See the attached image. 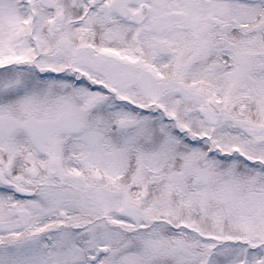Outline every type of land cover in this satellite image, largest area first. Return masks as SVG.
I'll return each mask as SVG.
<instances>
[{
	"label": "snow or ice",
	"instance_id": "snow-or-ice-1",
	"mask_svg": "<svg viewBox=\"0 0 264 264\" xmlns=\"http://www.w3.org/2000/svg\"><path fill=\"white\" fill-rule=\"evenodd\" d=\"M0 264H264V0H0Z\"/></svg>",
	"mask_w": 264,
	"mask_h": 264
}]
</instances>
